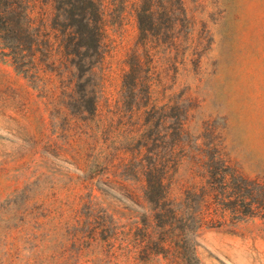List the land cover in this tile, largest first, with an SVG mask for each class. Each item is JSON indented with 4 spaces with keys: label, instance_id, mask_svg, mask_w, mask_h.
<instances>
[{
    "label": "trees",
    "instance_id": "16d2710c",
    "mask_svg": "<svg viewBox=\"0 0 264 264\" xmlns=\"http://www.w3.org/2000/svg\"><path fill=\"white\" fill-rule=\"evenodd\" d=\"M110 6L134 14L148 60L163 20L173 41L190 27L181 0H0V56L51 110L71 115L70 179L89 195L85 212L74 216L73 225L84 229L71 239L77 253H97L100 264H134L135 253L145 262L160 255L169 264H186L196 252L193 238L208 220L224 221L226 214L264 219V180L233 170L214 143L199 145L200 137L190 143L189 107L166 95L165 78L138 51L122 69L118 89L110 90ZM11 90L0 80V114L15 98L21 99L18 108L26 105ZM185 159L204 184L186 186L174 198L170 176ZM96 193L121 205L130 202L138 210L135 221L123 225L98 210Z\"/></svg>",
    "mask_w": 264,
    "mask_h": 264
},
{
    "label": "rangeland",
    "instance_id": "374dc122",
    "mask_svg": "<svg viewBox=\"0 0 264 264\" xmlns=\"http://www.w3.org/2000/svg\"><path fill=\"white\" fill-rule=\"evenodd\" d=\"M181 2L190 27L181 28L173 41L163 20L158 38L149 44V60L134 14L110 6V90L118 89L122 69L138 51L165 78L166 95L189 107L190 143L199 137V145L214 143L233 170L264 180V0ZM0 80L18 90L26 104L18 108L21 99L15 98L0 114V264H100L97 253H77L71 242L76 230L84 231L73 225L74 216L85 212L82 204L89 195L73 188L70 179L68 145L74 130L69 111L51 110L1 56ZM170 182L174 198L186 186L204 184L187 159ZM96 195L98 210L123 225L135 221L138 210L130 202L121 205ZM197 234L191 243L196 252L186 256V264H264V219L258 216L240 220L226 214L224 221L208 220ZM134 257V264H169L160 255L148 262L142 253Z\"/></svg>",
    "mask_w": 264,
    "mask_h": 264
}]
</instances>
